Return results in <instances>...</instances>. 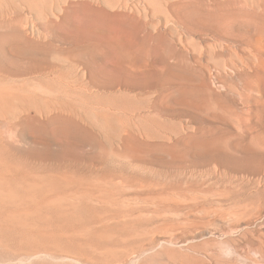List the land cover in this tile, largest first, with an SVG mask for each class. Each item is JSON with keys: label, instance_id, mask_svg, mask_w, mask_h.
Instances as JSON below:
<instances>
[{"label": "rangeland", "instance_id": "1", "mask_svg": "<svg viewBox=\"0 0 264 264\" xmlns=\"http://www.w3.org/2000/svg\"><path fill=\"white\" fill-rule=\"evenodd\" d=\"M263 29L264 0H0V264H264V40L230 35Z\"/></svg>", "mask_w": 264, "mask_h": 264}, {"label": "bare ground", "instance_id": "2", "mask_svg": "<svg viewBox=\"0 0 264 264\" xmlns=\"http://www.w3.org/2000/svg\"><path fill=\"white\" fill-rule=\"evenodd\" d=\"M186 13V12H185ZM190 15V14H189ZM197 23L200 24H204V19H196L194 20ZM264 31V29L262 30ZM260 31L258 33L253 32L251 30H237L236 33H230V35L234 38H239L241 40H243L246 43V47L248 48V50L251 52L250 55H254V53L251 51V47L253 46L254 43H261V41L264 40V35L263 32ZM226 34L225 32L223 33V35ZM196 64V63H195ZM75 67V66H74ZM204 67V66H203ZM202 67V68H203ZM199 71V70H198ZM210 69L207 68V72L204 70H200V73H202V77L198 79L197 82L195 83H190L189 81V85L188 86H178V87H174L173 89L176 90L177 92H179L180 96L182 97H186L189 95H192L194 92L200 93V94H204L206 92H210L212 90V85L210 84V79L209 77L206 76V73H209ZM211 74V73H210ZM209 74V75H210ZM178 77V79H183V77H180L181 75L178 74L176 75ZM261 81L264 82V78L260 77ZM184 82V81H183ZM192 82V81H191ZM183 84V83H182ZM184 85V84H183ZM167 91V90H166ZM187 102H193L194 104L196 103L197 105H199L202 102H196V101H188ZM207 146V145H205ZM8 178V177H7ZM22 192V191H21ZM36 195V194H35ZM3 196V195H2ZM259 219L264 220V216H260ZM6 225V224H5ZM17 227V226H16ZM72 229V228H71ZM257 253H259V256L261 257V259L264 261V251L262 249V245L257 244ZM43 253V252H42ZM258 256V255H257ZM23 257V256H22ZM51 257V256H50ZM133 262V261H132Z\"/></svg>", "mask_w": 264, "mask_h": 264}]
</instances>
